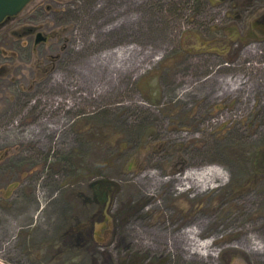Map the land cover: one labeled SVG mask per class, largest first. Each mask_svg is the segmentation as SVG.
<instances>
[{
	"label": "rangeland",
	"instance_id": "1",
	"mask_svg": "<svg viewBox=\"0 0 264 264\" xmlns=\"http://www.w3.org/2000/svg\"><path fill=\"white\" fill-rule=\"evenodd\" d=\"M37 14L46 43L0 32L31 124L0 127V264H264V0H32L18 17ZM210 167L208 190L176 179Z\"/></svg>",
	"mask_w": 264,
	"mask_h": 264
},
{
	"label": "flooded vegetation",
	"instance_id": "2",
	"mask_svg": "<svg viewBox=\"0 0 264 264\" xmlns=\"http://www.w3.org/2000/svg\"><path fill=\"white\" fill-rule=\"evenodd\" d=\"M21 12L16 15L4 18L0 22V32L11 34L12 27L15 26V29L19 28L18 31H28L24 35L28 37L35 36L36 43L39 41L46 43L50 39V37L48 35H45L40 30L41 28H44L43 19L41 21L42 27H40L37 19L38 14L35 17L33 15H29L28 17L19 18L18 16L21 14ZM34 19H36V22ZM28 20L34 21V24L26 23V21ZM11 48L12 47L10 40L7 41L5 38L3 41L0 40V127H29L31 125L29 123L22 125L16 123L17 121L14 123V116L16 115V113L20 109H24L25 107H27V105H25L24 102H16V104H12V98L15 97V95L17 94L16 92H13L12 89L14 88L13 86L17 84L16 82L21 81L24 77L27 65L11 58L9 54ZM62 48L65 49L66 46L63 45ZM62 48L58 49L59 52L63 50ZM60 57V53L55 55L52 61L53 65L51 66V68H54V63L56 61H60ZM51 70L52 69H49L48 73H50ZM44 71L47 72L46 70ZM12 77H16V82L12 81ZM16 97H19L18 94ZM1 157L3 156L0 155V158Z\"/></svg>",
	"mask_w": 264,
	"mask_h": 264
},
{
	"label": "bare ground",
	"instance_id": "3",
	"mask_svg": "<svg viewBox=\"0 0 264 264\" xmlns=\"http://www.w3.org/2000/svg\"><path fill=\"white\" fill-rule=\"evenodd\" d=\"M180 184L187 185V183H191L192 185L188 186L187 188H196L197 190L205 191L212 187H216V185H213V183L220 181L224 182L225 179V173L223 170L219 167H210V168H204L200 170H193L189 169L187 171H184L180 177L176 178ZM202 187V188H201ZM201 188V189H200ZM198 232L192 229H185L184 231H181L180 235L178 236L180 243L182 241L184 242H191L195 247H192L193 253H198L203 248L208 247V245L202 246V244H198L196 246V236ZM248 247L253 250H259L257 247V243L255 239H248ZM195 249L196 251H193ZM191 251V250H190Z\"/></svg>",
	"mask_w": 264,
	"mask_h": 264
},
{
	"label": "water",
	"instance_id": "4",
	"mask_svg": "<svg viewBox=\"0 0 264 264\" xmlns=\"http://www.w3.org/2000/svg\"><path fill=\"white\" fill-rule=\"evenodd\" d=\"M31 0H0V22L21 12Z\"/></svg>",
	"mask_w": 264,
	"mask_h": 264
},
{
	"label": "trees",
	"instance_id": "5",
	"mask_svg": "<svg viewBox=\"0 0 264 264\" xmlns=\"http://www.w3.org/2000/svg\"><path fill=\"white\" fill-rule=\"evenodd\" d=\"M103 182L104 181H102V180H100V179H97V180H94V182L92 183V186H93V188H94V190L95 191H98V192H104V194L106 193V188L103 186ZM8 189V188H7ZM98 236H99V238H101L102 239V237H101V233L99 232L98 233ZM105 238V237H104Z\"/></svg>",
	"mask_w": 264,
	"mask_h": 264
}]
</instances>
